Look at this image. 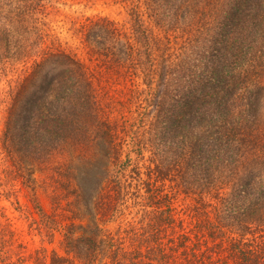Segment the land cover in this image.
Returning <instances> with one entry per match:
<instances>
[{
	"label": "trees",
	"instance_id": "16d2710c",
	"mask_svg": "<svg viewBox=\"0 0 264 264\" xmlns=\"http://www.w3.org/2000/svg\"><path fill=\"white\" fill-rule=\"evenodd\" d=\"M72 1L0 0V264H264V0Z\"/></svg>",
	"mask_w": 264,
	"mask_h": 264
},
{
	"label": "rangeland",
	"instance_id": "374dc122",
	"mask_svg": "<svg viewBox=\"0 0 264 264\" xmlns=\"http://www.w3.org/2000/svg\"><path fill=\"white\" fill-rule=\"evenodd\" d=\"M83 1V0H82ZM86 1V0H84ZM73 3L72 0H70V3ZM75 5L77 4V0L74 1ZM80 6L77 5L76 7H74V9H78ZM82 7V6H81ZM141 12L145 11V8H140ZM87 16L88 15H94L97 13H101L103 15H113L115 16L117 13L116 9H112L109 8L107 6H105L104 4H102L101 2L97 3L95 6H93L92 9H88L86 11ZM64 24L59 21V22H55L52 24V33L55 34H60L61 37H65L67 35V31H66V27L63 26ZM13 79V76L11 73L9 74H5V73H1L0 74V99L2 98L3 92L8 89L9 86V82ZM263 86H264V82H263ZM260 112H261V117L264 119V91L262 94V105L260 108ZM3 113H2V107L0 106V120L2 119ZM264 129V127H263ZM2 134V126H0V136ZM32 171H35V176L37 177H33L32 179V183L35 189V192L37 193L38 196V202L39 204L44 208V210L48 213H53L54 212V208H55V201L52 200L53 196H56L57 194L60 193L59 196L55 197L57 199H60V202L63 201L61 203V205L59 206V212L61 213L62 218H67L64 214V207L67 204V198L65 197V195L62 193V191L60 190V192H56L54 191L50 184L47 183V185H45L46 183H44L42 181V173L38 172L34 169H32ZM185 198V195L181 194L180 195V201L179 204H181L183 202ZM20 200L22 202H25L27 199L25 197V192H21L20 193ZM15 199L13 198L12 201H8V200H1L0 199V209L1 207H5V214L10 218L11 223L18 227L20 230L22 231V238L24 239V241L27 242L28 246L30 248H36V247H40L43 245L47 246L50 251L51 250H57L60 253L63 254V249H62V240H63V235L61 234H57L54 241L52 243H49L48 238H45L44 241L42 240V238L39 235H32L29 232L28 229V224L30 223L29 220L26 219V214H23L21 211L18 210L19 205H17V209H16V204L14 203ZM185 202H190V198L186 199ZM14 203V204H13ZM64 205V206H63ZM63 206V208L61 209V207ZM3 211V210H2ZM66 222H68L66 220Z\"/></svg>",
	"mask_w": 264,
	"mask_h": 264
}]
</instances>
